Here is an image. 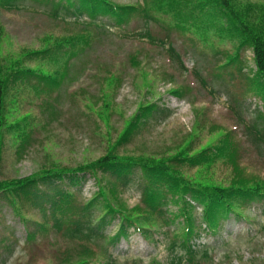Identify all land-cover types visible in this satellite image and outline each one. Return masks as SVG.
Returning <instances> with one entry per match:
<instances>
[{
    "label": "rangeland",
    "instance_id": "rangeland-1",
    "mask_svg": "<svg viewBox=\"0 0 264 264\" xmlns=\"http://www.w3.org/2000/svg\"><path fill=\"white\" fill-rule=\"evenodd\" d=\"M58 1L0 0V65L9 67L22 59L25 67L57 68L50 60L27 55L79 29L78 21L65 9L60 8L59 16L53 14V3ZM113 1L135 4L141 0ZM155 15L157 19L147 22L135 13L121 26L103 17L109 27L72 58L70 75L60 87L37 92L22 83L9 90L5 112L0 114V179L23 178L52 167L74 169L94 161L117 142L142 106L156 103L166 111L155 112L144 120L132 138L118 146L119 154L167 159L191 141L194 151H198L231 132L239 147L240 170L249 178L264 180V144L251 131H264V98L252 82L256 70L253 49L242 48L238 60L227 63V55L238 52L236 39L221 37L215 30H208L206 36L193 24L179 28L170 15L157 10ZM78 19L88 20L86 16ZM145 30L158 40L153 43L143 37ZM159 39L167 40V44ZM169 44L182 56L184 67L168 53ZM132 56L139 61L137 64L130 61ZM177 88L183 89L182 98L172 93ZM254 97L260 98L263 106ZM16 121H21L30 133V142L21 152L17 130L8 126ZM182 169L197 180L224 186H229L235 176L225 158L214 162L208 171ZM96 178L87 173L77 184L69 178L62 184L79 201H87L99 186L108 190L115 181L113 175L102 171ZM142 181V170L136 167L132 181L117 189L120 202L128 208L140 205ZM192 203L197 204L194 214L199 217L202 206ZM167 208L172 215L179 211L174 203ZM238 212L224 220L217 232L205 230L193 239L198 249H210L212 257L206 264H264V197L238 208ZM104 214V210H97V216ZM41 222L48 226L43 229ZM119 223L118 217L110 218L105 232L113 236ZM52 224L48 213L44 215L28 202L13 204L9 197L0 196V264H62L61 251L72 249L74 244L64 231L51 228ZM184 226L182 217L170 225L158 221L150 228L149 237L131 227L127 237L110 244L99 255L98 262L91 260L88 264H108L111 259L113 264H170L174 232L181 233ZM29 231L35 232L33 239L28 238ZM94 241L100 251L105 250L104 240Z\"/></svg>",
    "mask_w": 264,
    "mask_h": 264
},
{
    "label": "trees",
    "instance_id": "trees-1",
    "mask_svg": "<svg viewBox=\"0 0 264 264\" xmlns=\"http://www.w3.org/2000/svg\"><path fill=\"white\" fill-rule=\"evenodd\" d=\"M63 8L67 15L75 17L79 29L73 34L57 39L54 44H47L42 49L31 51L27 56H35L57 64V68L36 69L25 67L22 59L9 67L0 65V114L5 112V98L12 87L29 84L37 92L51 91L60 87L70 75L71 60L81 54L91 45L93 37L109 27L103 17L111 23L121 26L127 23L135 13L140 14L149 22L157 19L156 10L166 13L174 20V26L185 28L193 24L198 31L215 30L221 37L234 38L238 41L237 54L227 55V63H233L239 58V51L249 47L255 52V70L252 82L256 92L264 98V2L253 3L241 0H141L135 4H118L113 0H59L53 3V14L59 16ZM88 20L79 22L80 17ZM65 18V17H64ZM112 24V25H113ZM149 41L156 39L148 30L141 33ZM206 38V37H205ZM163 45L167 40L159 39ZM1 27H0V42ZM170 56L182 67L184 61L176 49L169 44L167 48ZM60 54V55H59ZM63 56L64 59H63ZM137 64V58H130ZM55 65H53L54 67ZM69 68V69H68ZM200 77V72L195 71ZM37 79V81H35ZM172 93L179 98L184 96L183 89H173ZM166 109L158 107L156 103L144 105L131 120L120 135L116 143L108 146L106 154L96 160L79 165L76 168H45L40 174H32L23 178L0 179V196L5 195L15 204L25 201L39 208L53 219L51 228H55L73 242L72 249L60 253L62 264H88L91 260L98 262L99 255H103L110 244L117 243L127 237L131 227L140 231L143 236H150V228L154 223L172 224L182 217L185 223L181 233L174 232L171 250L174 256L170 264H206L211 260L209 248L198 249L193 241L202 231L217 232L224 220L229 218L238 208L246 207L253 200L264 197V180L249 178L240 170L237 160L238 149L231 132L225 133L214 145L194 151L192 141L176 155L164 158H147L143 156L121 155L117 152L119 145L127 143L138 130L144 120L155 112ZM3 119L0 116V165L3 150V136L1 127ZM9 129H15L20 138V152L30 142V133L23 127L21 121L8 124ZM214 128H218L214 126ZM264 144V131L251 129ZM220 158L227 159L235 170V176L229 186L212 182H203L183 173L182 167L208 171L210 166ZM136 167L142 170L143 186L140 205L128 208L120 202L118 187H126L133 179ZM99 171L108 172L115 177L108 190L99 186V191L92 199L79 201L76 194L63 187V180L69 178L72 184H77L85 178L87 173L95 176ZM43 185L44 189L39 186ZM112 194V197H110ZM115 199L116 203L113 202ZM202 206V213L198 217L194 214L197 204ZM174 203L179 206L175 214L169 213L167 205ZM97 210H104L102 217L97 216ZM241 215L240 211L237 213ZM173 216V217H172ZM119 218V229L113 235L105 232V226L110 218ZM26 223H27V219ZM39 223L43 229L48 223ZM47 230V229H46ZM41 231V230H40ZM34 231H29L28 238L33 239ZM102 239L105 250L94 240ZM113 264L112 259L108 260ZM158 264V263H156Z\"/></svg>",
    "mask_w": 264,
    "mask_h": 264
}]
</instances>
